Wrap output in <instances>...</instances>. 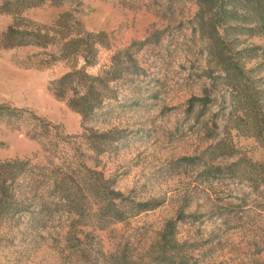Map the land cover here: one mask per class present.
<instances>
[{"label":"rangeland","instance_id":"obj_1","mask_svg":"<svg viewBox=\"0 0 264 264\" xmlns=\"http://www.w3.org/2000/svg\"><path fill=\"white\" fill-rule=\"evenodd\" d=\"M235 26L194 0H0V164L27 177L0 264H264V29ZM113 57L122 75L83 122L52 83Z\"/></svg>","mask_w":264,"mask_h":264},{"label":"trees","instance_id":"obj_2","mask_svg":"<svg viewBox=\"0 0 264 264\" xmlns=\"http://www.w3.org/2000/svg\"><path fill=\"white\" fill-rule=\"evenodd\" d=\"M201 10H207L211 15L215 14L220 22H236L235 29L241 22H250L251 28L247 31L264 29V0H194ZM211 17V16H210ZM214 27L212 28L213 33ZM87 39H93L95 43L98 36L86 35ZM9 41L17 43L13 45L22 46L25 42L46 45L49 41L48 36L38 34H28L20 32L16 36H9ZM84 40L77 38L68 42H57V53L61 58L68 57L72 52L81 49V43ZM41 43V44H40ZM44 43V44H42ZM88 42L85 47L86 56L92 53V46ZM80 51V50H79ZM87 59V58H86ZM111 59L108 70L95 76L88 75L84 69L73 70L63 75L57 81L52 83V92L58 99H66L69 108L77 112L82 121L90 119L96 110L101 106L103 100L110 94L109 84L119 79L122 75L120 64ZM88 64V59L83 61V66ZM200 100H192L191 103ZM1 109V108H0ZM2 112V110H0ZM6 113L13 114V110ZM92 137L88 138V147L95 154H100L107 149L108 142L103 139L107 134H98L91 132ZM26 164L20 161H10L0 164V214H3L10 206L14 204L10 193L9 185H13L21 178L25 172ZM27 179L26 175L22 180ZM31 179V178H29ZM30 183V182H29ZM62 185V184H60ZM15 195V194H13ZM139 211L145 212L152 210L147 204L138 205Z\"/></svg>","mask_w":264,"mask_h":264}]
</instances>
